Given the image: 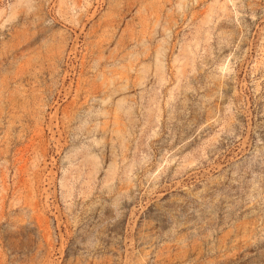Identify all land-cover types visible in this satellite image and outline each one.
<instances>
[{"label":"rangeland","instance_id":"1","mask_svg":"<svg viewBox=\"0 0 264 264\" xmlns=\"http://www.w3.org/2000/svg\"><path fill=\"white\" fill-rule=\"evenodd\" d=\"M0 264H264V0H0Z\"/></svg>","mask_w":264,"mask_h":264}]
</instances>
